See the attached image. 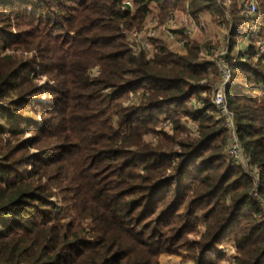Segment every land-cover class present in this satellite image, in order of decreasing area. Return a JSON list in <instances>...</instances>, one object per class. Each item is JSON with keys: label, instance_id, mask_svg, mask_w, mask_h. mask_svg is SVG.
Listing matches in <instances>:
<instances>
[{"label": "trees", "instance_id": "16d2710c", "mask_svg": "<svg viewBox=\"0 0 264 264\" xmlns=\"http://www.w3.org/2000/svg\"><path fill=\"white\" fill-rule=\"evenodd\" d=\"M240 1L0 0V264H160L184 251L215 264L224 244L236 264H264V57L231 56ZM204 12L227 28L225 99L257 179L224 153L208 44L183 28L182 52L131 40L151 17L199 24Z\"/></svg>", "mask_w": 264, "mask_h": 264}, {"label": "built area", "instance_id": "2783aa9c", "mask_svg": "<svg viewBox=\"0 0 264 264\" xmlns=\"http://www.w3.org/2000/svg\"><path fill=\"white\" fill-rule=\"evenodd\" d=\"M241 8L245 16V19L241 23V31H243L242 36L244 37L245 42L244 44L242 42L236 43L234 47L236 56H239L241 60H245L249 47H252V58L254 60L261 59L264 57V38L259 36V22L256 18V2L255 0H241ZM181 28L185 30L187 39H192L198 29L194 21L187 15L177 20L175 15L170 16L164 24H159L155 17H151L143 24L141 29L134 30L131 33V40L134 41L143 51L149 50L150 40L160 39L167 42L174 50L182 52L186 40L180 38V36L174 32V30ZM225 57L226 52H222L218 60L220 70L219 79L214 88L213 97L211 99V103L215 109L216 119L220 121L228 134V140L224 153L232 166H242L246 170H254V175L257 179L258 172L255 171V168L248 163L242 154V149L238 142L234 118L227 107L225 91L228 86L231 73ZM190 105L194 109H199L201 107L200 102L197 100H192ZM161 120V127L163 129H172L169 121L163 119ZM189 127L190 129H194V124L190 123ZM258 202H261V200L258 199ZM227 246L223 245L221 247L222 251L225 253L229 252V248Z\"/></svg>", "mask_w": 264, "mask_h": 264}, {"label": "rangeland", "instance_id": "374dc122", "mask_svg": "<svg viewBox=\"0 0 264 264\" xmlns=\"http://www.w3.org/2000/svg\"><path fill=\"white\" fill-rule=\"evenodd\" d=\"M228 4H229V2L226 1L223 5L227 6ZM240 6H241V1H240ZM26 9H28L29 12H33L32 9H29L27 7H26ZM241 11H242V8H241ZM179 14L181 16V17H179L180 19L183 18V16H185V14H182V15H181V13H179ZM242 14L244 15L243 11H242ZM45 16H50V15H45ZM256 18L258 19L257 14H256ZM222 20H223L222 18H219V20H218L219 24H217V23L215 24V23L212 22L211 14H209L208 12H204V13H202L200 15V23L196 24L194 22L197 25L198 29H197V32H196L195 36L192 39H188V40L195 41V42L198 41L200 43L208 44L206 46H209V47H205L206 50H204L202 52V58L203 59L210 60V61H216L218 63L220 54L222 52H226V54H227V39H226L227 38V28H226L225 23ZM258 22H259V19H258ZM13 32L15 34V30L14 29H13ZM241 32L243 33V31H241ZM55 34L56 35H61L62 33L58 34L56 31H52L51 37H55L56 36ZM238 42L239 43L242 42L244 44V42H245L244 37L238 38L236 43H238ZM0 45H1V43H0ZM235 45H234V47H235ZM207 51H209V54L206 53ZM8 53L16 54V55H22V56H25V57L27 56V53L26 52H22V51H10ZM2 54H3V52H2L1 46H0V57H1ZM231 56L236 59V51L234 50V48L232 50ZM218 66H219V64H218ZM46 81H49L46 75H43L39 79L40 85H43ZM49 82L52 84L51 81H49ZM45 98L46 97H43L42 101H46ZM163 131H165L166 133L169 134V133H171L170 131H172V129H169V130L168 129L167 130L163 129ZM146 139L148 141H150V142H153V141L156 140L152 136H148ZM3 145H5V139L4 138L0 139V147H2ZM54 201L57 202V199H54ZM57 211L58 212L60 211L59 207L57 208ZM197 220L200 221V219H198V218H197ZM224 245L227 246V244H224ZM227 247L229 248V252L228 253L223 252L222 248H220L222 254L224 255V257H223V259L217 261L215 264H236L235 263L236 253H235L233 247L231 245H228ZM162 264H194V263L188 257L187 253L184 251V252H182L181 255L169 256L168 259H166L165 263H162Z\"/></svg>", "mask_w": 264, "mask_h": 264}, {"label": "crops", "instance_id": "0c3cea01", "mask_svg": "<svg viewBox=\"0 0 264 264\" xmlns=\"http://www.w3.org/2000/svg\"><path fill=\"white\" fill-rule=\"evenodd\" d=\"M181 15H182V14H181ZM179 17H181L180 14L176 13V14H175V18H176V20L179 19ZM197 218L200 219L199 216L196 217V219H197ZM197 221H199V220H197ZM199 222H200V221H199ZM166 259H168L167 256H162V257L160 258V264L165 263Z\"/></svg>", "mask_w": 264, "mask_h": 264}, {"label": "water", "instance_id": "95a60500", "mask_svg": "<svg viewBox=\"0 0 264 264\" xmlns=\"http://www.w3.org/2000/svg\"><path fill=\"white\" fill-rule=\"evenodd\" d=\"M125 7H126L127 9H130V5H129L128 3H125Z\"/></svg>", "mask_w": 264, "mask_h": 264}]
</instances>
